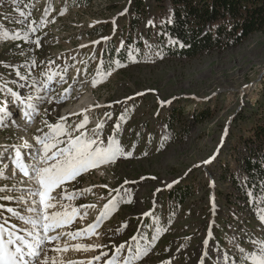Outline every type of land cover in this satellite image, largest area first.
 <instances>
[{"label": "rangeland", "instance_id": "rangeland-1", "mask_svg": "<svg viewBox=\"0 0 264 264\" xmlns=\"http://www.w3.org/2000/svg\"><path fill=\"white\" fill-rule=\"evenodd\" d=\"M130 1L0 0V33L9 36L0 38V108L8 111L10 106V113L17 103L2 90L6 86L25 101L22 115L30 113L27 136L12 124L14 112L0 124V196L13 197L0 200L5 205L0 209V223L8 221L6 227L16 224V231L26 236L22 229L31 226L6 208L29 216L33 214L28 208L36 207L28 179L11 163L6 164L7 154L12 156L19 145L37 152L40 145L35 137L47 133L48 125L61 122L62 117L67 118L64 123L73 136L80 131L91 135L103 123L100 139L106 144L109 136L115 137L131 156H119L114 163L90 169L52 192L55 211L63 210L62 203L70 206L68 211L76 207L80 213L71 225L57 231L87 229L97 223L111 198L123 200L99 221L95 228L98 235L62 236L58 245L104 247L51 251L56 264L89 260L105 264L120 244H126L121 256L134 254L127 250L128 244L133 249H148L133 264H199L201 260L203 264H252L245 257L260 251L264 220L261 214L244 219L246 209L230 204L231 185L222 180L220 172L224 164L233 167L232 149L249 135L251 119L264 105V33H253L223 52L184 59L163 57L158 55L156 40L161 21L147 26V19L141 17L133 25L129 20L134 23L138 19L124 16ZM143 2L150 8L154 4L153 0ZM13 35L18 38H11ZM103 50L105 58L101 57ZM102 72L110 75L101 78ZM52 73H61L64 79L56 76L45 87ZM94 80H99L95 86ZM82 91L88 93L89 101L78 100ZM171 112L178 114L173 117ZM85 116V128L74 131ZM33 157L27 160L30 166ZM177 182L184 189L185 185L191 187L181 202L177 193L166 192L168 185ZM62 192L83 194L61 201ZM153 202L151 237L129 241ZM56 246L53 241L49 248ZM103 252L108 256L92 259Z\"/></svg>", "mask_w": 264, "mask_h": 264}, {"label": "snow or ice", "instance_id": "snow-or-ice-1", "mask_svg": "<svg viewBox=\"0 0 264 264\" xmlns=\"http://www.w3.org/2000/svg\"><path fill=\"white\" fill-rule=\"evenodd\" d=\"M22 15H25L21 9H17ZM127 11V9H125ZM123 14V13H121ZM30 15V14H28ZM151 23V21L149 22ZM32 32L36 31L35 27H30ZM0 38L8 39L7 33H0ZM11 38H18L13 35ZM28 39V36H24ZM103 39H107L106 37ZM39 45V40L36 41ZM93 43H99L95 41ZM83 47V46H82ZM138 51V50H137ZM133 60L135 57H131ZM110 75L109 72H102L99 74L101 78H106ZM56 76H60V79H64V75L61 73H52L47 76L45 81V87L54 80ZM99 82V80L93 81V86ZM5 91H8L11 96L19 100V94L13 92L12 89L4 87ZM66 92L68 89L65 90ZM63 98V97H62ZM42 99V98H39ZM51 102V101H49ZM30 109H35V106L28 104ZM99 107V105H96ZM11 115L6 109L0 108V124H3L5 118ZM25 117H29L28 111L24 112ZM66 117L61 118V122L48 125L49 131L42 136L35 137L36 143L40 145L35 156L33 157V164L30 166L27 164L19 149L15 152L14 163L16 169L28 179L30 185V193L36 199L32 200V204L36 207H29L28 212L33 215L22 216L14 208H6V211L13 216H18L20 220H23L26 225H30V228L22 229L26 232L25 235H21L16 231L17 225L12 224L11 227H6L8 221L0 223V264H56L55 259L49 255L51 251L61 252L68 251L69 247L74 250L88 251L94 247H104L102 245H83L77 244L70 246L67 242L63 247L58 246L62 236H67L71 239H76L82 235L96 234L95 228L98 226L99 221L106 218L117 206V204L123 200V197L118 200L113 197L103 206V210L97 217V223L89 225L87 229L77 230L75 232L69 231H57L64 229L65 226L71 225L74 219L80 215L79 209L72 207L71 211H68L69 205L62 204V211H55L57 207L56 197L52 195V192L61 188L66 181L75 180L82 173L96 168L99 165L109 162H115L119 156H131L130 152H125L118 140L115 137L109 136L107 143L100 139L99 130L103 128V123L97 125L96 129H93V134H88L86 131H80L79 135H71L68 132L66 124ZM124 117H121L123 120ZM87 124V116L84 120L77 124L74 131L84 129ZM120 125L117 124L116 128L119 129ZM61 137H67V140H62ZM61 144L65 146L60 147ZM42 153V154H41ZM208 163V161H205ZM3 175V170L0 169V176ZM107 187V186H105ZM171 187V185H168ZM86 189L84 191H90ZM3 191V189H0ZM119 192V190H116ZM82 192L73 193H61L60 200L72 199L74 196L82 195ZM11 196H0V200H11ZM16 199H23L18 197ZM80 207H95V205H87ZM0 209H5V205L0 204ZM86 214V213H85ZM149 216L151 213H144ZM261 219L264 220V212L261 214ZM126 227V225H125ZM123 229H120L122 231ZM30 238V239H29ZM133 241L137 240V237L131 238ZM57 242V246L49 248V245L53 242ZM205 244L208 243L206 240ZM260 251L258 253H250L245 259L251 260L252 264H264V241L258 242ZM127 250L132 251L134 254L131 256H121V253L126 251V244H120L115 248L114 254L108 258L105 264H133L134 261H138L142 256L146 255L148 249L146 248H132L131 244L127 245ZM243 252L244 250L241 249ZM207 255V253H205ZM101 256H108L107 252H103L100 255L93 257L95 261H100ZM227 260V257H224ZM68 264H92V260L89 261H69ZM164 264H170V261L164 262ZM203 264V260H201Z\"/></svg>", "mask_w": 264, "mask_h": 264}, {"label": "trees", "instance_id": "trees-1", "mask_svg": "<svg viewBox=\"0 0 264 264\" xmlns=\"http://www.w3.org/2000/svg\"><path fill=\"white\" fill-rule=\"evenodd\" d=\"M150 8L143 0H131L125 13L126 19L145 17L147 26H156L157 44L163 57L194 58L211 52H223L241 44L253 33H264V0H153ZM140 19V20H139ZM151 21V23H149ZM158 29V28H157ZM105 51L101 57L105 58ZM264 99V88H263ZM251 119L249 135L239 139L234 146L233 167L223 166L222 180L231 185L230 204H239L246 211L244 219L264 212V105ZM173 117L177 112L170 113ZM237 145V144H236ZM177 182L169 187L168 194L177 193V201L184 200L191 187ZM179 187V188H178ZM183 189V190H182ZM235 197V199H233ZM229 204V205H230ZM145 216L135 237H151L154 219Z\"/></svg>", "mask_w": 264, "mask_h": 264}, {"label": "bare ground", "instance_id": "bare-ground-1", "mask_svg": "<svg viewBox=\"0 0 264 264\" xmlns=\"http://www.w3.org/2000/svg\"><path fill=\"white\" fill-rule=\"evenodd\" d=\"M83 93V95H81L80 96V98L78 99L79 101H84V100H86L85 102H87V101H89V99H88V93H84V91H82ZM79 93V92H78ZM13 102H16L15 100H13ZM24 103V102H23ZM23 103L21 104V108H23ZM16 104L17 103H15V106H16ZM24 109V108H23ZM16 113V115L15 114H12V116H14L15 115V117L14 118H12V124L13 125H15V126H17V128L19 129V132H21L22 134H24L25 136H27L28 135V131H29V126H30V123H29V120L28 119H30V116L29 117H25L24 115H22L23 114V112H20V113H18L17 114V111L15 110V109H13V108H11V110H10V113ZM32 116V115H31ZM25 144V143H24ZM35 144V143H34ZM29 145H30V143H29ZM24 148H29V149H32V146H25ZM36 148V147H35ZM17 149H19L20 150V152H21V154H22V156H23V158H24V160H25V162L28 164V161H29V158H31V157H33L34 155H35V150H23L22 149V147L19 145V146H17ZM24 151V152H23ZM15 152L16 151H14L13 153H12V156H9L8 154H7V156H8V158L6 159V160H4L5 162H6V164L7 163H11L10 165L11 166H15L16 167V165H15V163H14V158H15ZM28 152H30V154L28 153ZM32 154V155H31ZM14 157V158H13ZM28 160V161H27ZM33 160V159H32ZM9 165V166H10ZM10 168V167H9ZM18 171V170H17ZM19 172V171H18ZM20 173V172H19ZM20 174H22V173H20ZM10 175V174H9ZM27 179V178H26ZM27 184H29V183H27ZM23 190V189H22ZM29 195V194H28ZM32 196V195H31ZM26 197H28V196H26ZM35 197H31V199L33 200ZM30 199V198H29ZM28 203V202H27ZM31 204V203H30ZM18 230V229H17ZM19 231V230H18Z\"/></svg>", "mask_w": 264, "mask_h": 264}]
</instances>
